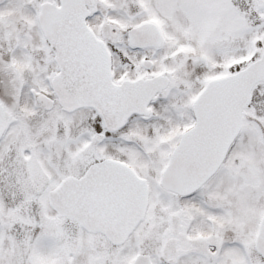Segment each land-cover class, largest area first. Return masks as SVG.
<instances>
[{
    "label": "snow or ice",
    "instance_id": "snow-or-ice-1",
    "mask_svg": "<svg viewBox=\"0 0 264 264\" xmlns=\"http://www.w3.org/2000/svg\"><path fill=\"white\" fill-rule=\"evenodd\" d=\"M0 264H264V0H0Z\"/></svg>",
    "mask_w": 264,
    "mask_h": 264
}]
</instances>
